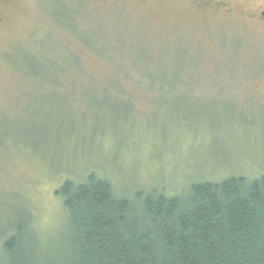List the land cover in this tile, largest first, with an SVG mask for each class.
Returning a JSON list of instances; mask_svg holds the SVG:
<instances>
[{"label":"rangeland","instance_id":"1","mask_svg":"<svg viewBox=\"0 0 264 264\" xmlns=\"http://www.w3.org/2000/svg\"><path fill=\"white\" fill-rule=\"evenodd\" d=\"M62 3L0 0V258L8 221L59 234L68 179L264 176V0Z\"/></svg>","mask_w":264,"mask_h":264},{"label":"trees","instance_id":"2","mask_svg":"<svg viewBox=\"0 0 264 264\" xmlns=\"http://www.w3.org/2000/svg\"><path fill=\"white\" fill-rule=\"evenodd\" d=\"M62 1L53 8L66 18ZM55 195L59 234L39 239L26 216L8 221L0 264H264V176L195 182L169 196L119 193L91 173Z\"/></svg>","mask_w":264,"mask_h":264},{"label":"flooded vegetation","instance_id":"3","mask_svg":"<svg viewBox=\"0 0 264 264\" xmlns=\"http://www.w3.org/2000/svg\"><path fill=\"white\" fill-rule=\"evenodd\" d=\"M205 5H208V4H205ZM224 6H226V5H224V4H222V3H219V2H217V3H215V8H222V7H224ZM210 7H212V5L210 6ZM214 8V7H213ZM214 8V9H215ZM260 14H261V16L264 18V12H258V15L260 16ZM249 17L251 18V14H249ZM261 21H263L262 19H261Z\"/></svg>","mask_w":264,"mask_h":264}]
</instances>
